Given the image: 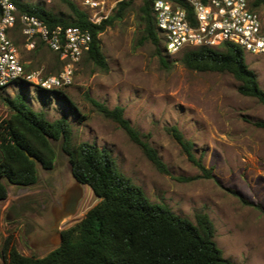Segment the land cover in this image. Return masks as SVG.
Listing matches in <instances>:
<instances>
[{
    "label": "rangeland",
    "instance_id": "374dc122",
    "mask_svg": "<svg viewBox=\"0 0 264 264\" xmlns=\"http://www.w3.org/2000/svg\"><path fill=\"white\" fill-rule=\"evenodd\" d=\"M21 1L58 15L70 14L64 0ZM73 1L84 9L81 0ZM139 4L136 0L123 19L100 34L106 70L85 58L78 64L66 89L80 115L71 113L60 100L42 96L36 85L22 89L12 84L0 93V123L10 114L4 98L17 95H25L26 103L45 111L49 120L66 115L74 143L89 141L106 147L152 202L165 203L192 221L198 212L208 213L215 225V240L226 258L236 264H264V128L254 124L264 121V105L240 94L239 82L230 73L187 68L182 62L187 49L174 54L163 50L167 60L163 64L152 43L140 40ZM257 11L264 17L263 9ZM11 36L28 70L40 69L46 75L61 71L58 55L47 45L37 44L29 50L19 31ZM245 58L264 89V53L245 52ZM89 97L110 108L122 106L125 117L149 135L169 173L160 172ZM172 126L191 142L195 158L202 160L214 178L205 176L190 160L170 131ZM53 144L57 151L54 168L47 170L38 163L36 184L20 186L5 181L8 195L0 201V264H4L1 250L6 238L12 237L13 244L27 256H45L61 243V231L79 222L99 202L91 187L83 185L77 213L57 222L56 210L66 191L78 182L61 142L53 140Z\"/></svg>",
    "mask_w": 264,
    "mask_h": 264
},
{
    "label": "trees",
    "instance_id": "16d2710c",
    "mask_svg": "<svg viewBox=\"0 0 264 264\" xmlns=\"http://www.w3.org/2000/svg\"><path fill=\"white\" fill-rule=\"evenodd\" d=\"M64 1L70 10L67 16L55 14L41 5L15 0L22 11L37 15L51 26L61 24L88 28L92 40L84 58L106 70L108 63L100 34L123 19L136 0L121 1L114 12L100 23H92L87 12L73 0ZM154 1L140 0V40L152 43L160 61L166 64L164 43L153 15ZM169 1L192 12L184 0ZM250 4L255 10H264V0H250ZM182 62L192 70L230 73L239 82L237 90L240 94L254 97L264 105V89L239 45L227 41L218 47L187 49L182 55ZM17 84L26 89L30 83L20 81ZM6 87H0V93ZM39 88L42 96L56 98L71 113L80 115L79 106L66 87L52 90ZM89 100L142 148L160 172L169 173L158 151L150 144L149 135L142 133L125 117L122 106L110 108L96 99L89 97ZM4 102L10 114L0 123V201L8 195L5 181L31 186L38 181V163L47 170L54 168L57 151L53 140L61 142L76 181L90 186L99 198V202L79 222L61 231V243L45 256H27L13 244L12 237L6 238L1 250L4 264H236L226 258L218 246L215 225L208 213L198 212L195 221H192L177 215L165 203L152 202L143 188L121 170L106 147L89 141L74 143L73 128L66 115L49 120L45 111L34 110L26 103L25 95L5 97ZM254 124L264 128V121H255ZM170 131L190 160L205 176L214 178L202 160L195 158L192 144L183 133L176 126H172ZM25 150L36 160L30 159Z\"/></svg>",
    "mask_w": 264,
    "mask_h": 264
},
{
    "label": "built area",
    "instance_id": "2783aa9c",
    "mask_svg": "<svg viewBox=\"0 0 264 264\" xmlns=\"http://www.w3.org/2000/svg\"><path fill=\"white\" fill-rule=\"evenodd\" d=\"M123 0H81L92 23L107 18ZM192 9L169 0H155L153 15L165 51L218 47L233 42L245 52L264 53V17L251 7L250 0H184ZM19 31L25 46L32 50L45 43L62 62L57 74L40 69L27 70L11 34ZM88 28L49 25L35 14L22 11L15 0H0V87L27 81L46 90L70 86L75 70L90 49Z\"/></svg>",
    "mask_w": 264,
    "mask_h": 264
},
{
    "label": "water",
    "instance_id": "95a60500",
    "mask_svg": "<svg viewBox=\"0 0 264 264\" xmlns=\"http://www.w3.org/2000/svg\"><path fill=\"white\" fill-rule=\"evenodd\" d=\"M25 152L30 159L36 160V157L34 155H31L27 150H25ZM83 195H84V187L83 184L79 182L75 186H72L66 191L62 201L61 214L57 216L58 218L57 222L61 221V219H63L64 217L75 215L77 213L78 206ZM60 241H62V237Z\"/></svg>",
    "mask_w": 264,
    "mask_h": 264
},
{
    "label": "crops",
    "instance_id": "0c3cea01",
    "mask_svg": "<svg viewBox=\"0 0 264 264\" xmlns=\"http://www.w3.org/2000/svg\"><path fill=\"white\" fill-rule=\"evenodd\" d=\"M61 210H62V203H61L60 207H59V208L56 210V212H55V213H56V216H59V215L61 214ZM58 240H59L58 237H55V238H54V241H55V242H58ZM55 248H56V247H55Z\"/></svg>",
    "mask_w": 264,
    "mask_h": 264
}]
</instances>
